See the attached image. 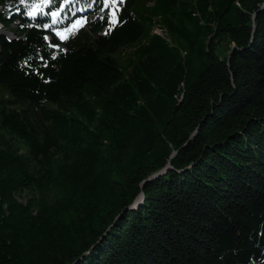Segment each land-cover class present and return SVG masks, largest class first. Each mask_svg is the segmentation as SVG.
<instances>
[{"label": "trees", "instance_id": "trees-1", "mask_svg": "<svg viewBox=\"0 0 264 264\" xmlns=\"http://www.w3.org/2000/svg\"><path fill=\"white\" fill-rule=\"evenodd\" d=\"M66 1L0 0V264H264V0Z\"/></svg>", "mask_w": 264, "mask_h": 264}, {"label": "rangeland", "instance_id": "rangeland-1", "mask_svg": "<svg viewBox=\"0 0 264 264\" xmlns=\"http://www.w3.org/2000/svg\"><path fill=\"white\" fill-rule=\"evenodd\" d=\"M0 32L7 34L9 37H14V33L11 29L4 26L2 23H0Z\"/></svg>", "mask_w": 264, "mask_h": 264}, {"label": "water", "instance_id": "water-1", "mask_svg": "<svg viewBox=\"0 0 264 264\" xmlns=\"http://www.w3.org/2000/svg\"><path fill=\"white\" fill-rule=\"evenodd\" d=\"M166 170H167V168L164 169V171H166ZM158 173H160V172H157V173H154V174L150 175L148 177V179L152 178L153 176H156ZM142 198H143V193H141L140 196L136 199V202L140 201Z\"/></svg>", "mask_w": 264, "mask_h": 264}, {"label": "snow or ice", "instance_id": "snow-or-ice-1", "mask_svg": "<svg viewBox=\"0 0 264 264\" xmlns=\"http://www.w3.org/2000/svg\"><path fill=\"white\" fill-rule=\"evenodd\" d=\"M115 15V14H114Z\"/></svg>", "mask_w": 264, "mask_h": 264}]
</instances>
